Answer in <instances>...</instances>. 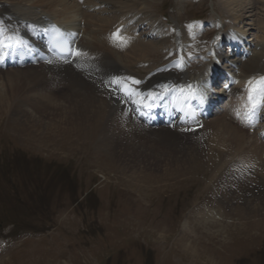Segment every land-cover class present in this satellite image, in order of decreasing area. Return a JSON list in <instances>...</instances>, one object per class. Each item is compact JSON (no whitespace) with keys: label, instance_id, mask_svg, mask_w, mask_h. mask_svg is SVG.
<instances>
[{"label":"bare ground","instance_id":"bare-ground-1","mask_svg":"<svg viewBox=\"0 0 264 264\" xmlns=\"http://www.w3.org/2000/svg\"><path fill=\"white\" fill-rule=\"evenodd\" d=\"M252 2L222 0L236 24L245 22L260 35L255 44L248 40L250 31L239 28L215 38L211 53L235 78L224 89L214 88L219 82L214 61L191 44V35L200 33L201 26L183 36L179 55L167 67L156 70L152 58L174 51L166 50L171 34L153 13L155 0L0 2V112L7 106L19 118L47 121L45 143L54 151L72 152L87 144L108 150L134 178L127 179L131 190L141 193L135 182L141 174L179 164L188 160L187 154L205 155L211 164L208 182L221 185L216 203L222 195L264 209V69L263 75L251 73L264 59V22L258 28L248 23L259 9L258 1ZM50 27L74 34L72 62L51 53L45 36ZM224 47L231 54L224 55ZM19 52L27 56L23 63ZM194 96L207 105L192 108ZM216 203L204 210L198 203V215L189 223L190 234L198 237L189 244H184L188 238L178 241L187 256L201 263L218 264L212 254L193 250L194 239L201 242L207 236L221 242L236 232L264 230V221L247 222L242 209L235 211L236 220L226 218ZM3 255L2 250L0 264Z\"/></svg>","mask_w":264,"mask_h":264},{"label":"rangeland","instance_id":"rangeland-1","mask_svg":"<svg viewBox=\"0 0 264 264\" xmlns=\"http://www.w3.org/2000/svg\"><path fill=\"white\" fill-rule=\"evenodd\" d=\"M256 1L259 9L248 18V23L258 28L264 22V0ZM154 7V15L171 34L166 50L174 51L173 55L152 58L157 63L156 70L168 66L174 60L172 57L179 55L185 43L183 36L191 35V30L199 26L203 30L191 35V44L197 45L199 53L214 63L217 60L210 48L217 36L233 34L236 28L250 31L245 22H234L232 12L222 0H155ZM259 36V31H250L248 40L259 43ZM225 52L226 49L222 53H229ZM257 65L251 73L263 75L264 59ZM139 69L133 68L135 72ZM221 86L219 83L218 88ZM47 125V121L36 116L19 118L7 106L0 112V251H4L1 264L208 263L193 260L178 245L183 237L188 238L184 244L198 237L189 231L191 218L198 215L196 205L202 204L200 209L204 210L216 203L217 190L221 189L220 183L208 182L207 167L211 164L207 165L205 155L187 154L188 160L179 164L173 163L154 174H141L134 180L144 190L141 193L131 190L127 179L134 178L123 171L119 159L108 154V150H96L88 144L72 152L66 148L63 152L52 150L45 143ZM58 190L93 192L83 208H75L72 203L61 209H47L50 201H56ZM149 190L160 191L147 195ZM216 205L226 218L236 220L239 213L236 216L235 211L242 209L247 222L264 221L260 205L248 206L237 198L222 199V195ZM186 222L190 226L184 228ZM253 231L236 232L233 238L223 237L221 242L207 236L201 242L194 239L193 250L212 254L218 264H264V230Z\"/></svg>","mask_w":264,"mask_h":264},{"label":"flooded vegetation","instance_id":"flooded-vegetation-1","mask_svg":"<svg viewBox=\"0 0 264 264\" xmlns=\"http://www.w3.org/2000/svg\"><path fill=\"white\" fill-rule=\"evenodd\" d=\"M57 192L56 201H50V206L47 209H61L65 204L70 205L72 203L75 208H83L92 197L93 190H89L88 192H84V190H58ZM80 194L82 195L79 196Z\"/></svg>","mask_w":264,"mask_h":264},{"label":"snow or ice","instance_id":"snow-or-ice-1","mask_svg":"<svg viewBox=\"0 0 264 264\" xmlns=\"http://www.w3.org/2000/svg\"><path fill=\"white\" fill-rule=\"evenodd\" d=\"M78 54V53H77ZM135 83H138V81H135ZM261 84H264V78L261 79Z\"/></svg>","mask_w":264,"mask_h":264}]
</instances>
